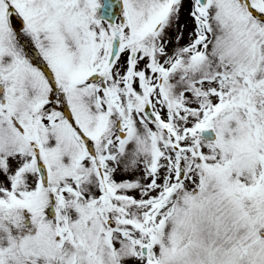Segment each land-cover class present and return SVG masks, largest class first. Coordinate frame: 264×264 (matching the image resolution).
Returning a JSON list of instances; mask_svg holds the SVG:
<instances>
[{
  "label": "snow or ice",
  "instance_id": "obj_1",
  "mask_svg": "<svg viewBox=\"0 0 264 264\" xmlns=\"http://www.w3.org/2000/svg\"><path fill=\"white\" fill-rule=\"evenodd\" d=\"M0 264H264V0H0Z\"/></svg>",
  "mask_w": 264,
  "mask_h": 264
}]
</instances>
